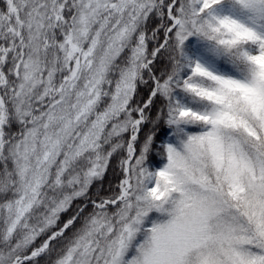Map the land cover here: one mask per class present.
I'll return each mask as SVG.
<instances>
[{"label":"snow or ice","instance_id":"1","mask_svg":"<svg viewBox=\"0 0 264 264\" xmlns=\"http://www.w3.org/2000/svg\"><path fill=\"white\" fill-rule=\"evenodd\" d=\"M0 264H264V0H0Z\"/></svg>","mask_w":264,"mask_h":264},{"label":"trees","instance_id":"2","mask_svg":"<svg viewBox=\"0 0 264 264\" xmlns=\"http://www.w3.org/2000/svg\"><path fill=\"white\" fill-rule=\"evenodd\" d=\"M115 167V161L113 162V168ZM116 175L117 173L113 171V169H110L105 180H104V183H103V187L106 189L109 184H112L114 185L116 183ZM100 185H96L94 188H93V192H96V191H99L100 190Z\"/></svg>","mask_w":264,"mask_h":264}]
</instances>
